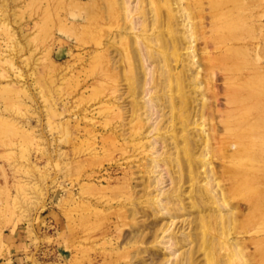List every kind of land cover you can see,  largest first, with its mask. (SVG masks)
Wrapping results in <instances>:
<instances>
[{
  "label": "rangeland",
  "instance_id": "374dc122",
  "mask_svg": "<svg viewBox=\"0 0 264 264\" xmlns=\"http://www.w3.org/2000/svg\"><path fill=\"white\" fill-rule=\"evenodd\" d=\"M264 264V0H0V264Z\"/></svg>",
  "mask_w": 264,
  "mask_h": 264
},
{
  "label": "crops",
  "instance_id": "0c3cea01",
  "mask_svg": "<svg viewBox=\"0 0 264 264\" xmlns=\"http://www.w3.org/2000/svg\"><path fill=\"white\" fill-rule=\"evenodd\" d=\"M26 230L21 227L11 235L9 242L10 262L8 264H36L31 258L32 252L29 250L31 247L28 236L24 235L27 232Z\"/></svg>",
  "mask_w": 264,
  "mask_h": 264
},
{
  "label": "bare ground",
  "instance_id": "6f19581e",
  "mask_svg": "<svg viewBox=\"0 0 264 264\" xmlns=\"http://www.w3.org/2000/svg\"><path fill=\"white\" fill-rule=\"evenodd\" d=\"M242 264V263H241ZM244 264H245V262H244Z\"/></svg>",
  "mask_w": 264,
  "mask_h": 264
}]
</instances>
